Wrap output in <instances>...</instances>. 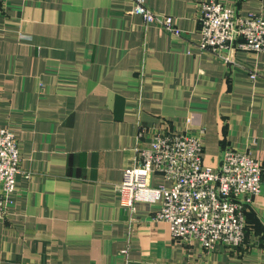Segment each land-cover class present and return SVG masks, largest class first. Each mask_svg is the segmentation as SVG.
<instances>
[{
	"label": "crops",
	"instance_id": "obj_1",
	"mask_svg": "<svg viewBox=\"0 0 264 264\" xmlns=\"http://www.w3.org/2000/svg\"><path fill=\"white\" fill-rule=\"evenodd\" d=\"M206 1L147 0L178 19L181 38L145 23L134 0L0 3V127L22 157L0 218V264H264V170L234 250L176 238L156 219L161 201L133 208L118 195L142 124L195 134L194 116L207 166L229 146L264 168V52L225 49L227 63L199 50ZM217 1L264 16V0ZM151 184L170 187L158 173Z\"/></svg>",
	"mask_w": 264,
	"mask_h": 264
},
{
	"label": "built area",
	"instance_id": "obj_2",
	"mask_svg": "<svg viewBox=\"0 0 264 264\" xmlns=\"http://www.w3.org/2000/svg\"><path fill=\"white\" fill-rule=\"evenodd\" d=\"M134 1L132 12L145 23L183 37L185 33L175 16L155 12L147 0ZM0 3L5 9L7 0ZM198 21L199 50L211 49L227 63L232 62V57L223 54L225 49L264 52L263 15L243 16L235 8L209 0L202 3ZM258 76L256 71L250 73L252 79ZM188 124L195 134L177 130L151 132L147 125L140 126L139 154L134 166L124 170V179L117 186L120 201L133 208L140 201H161L156 219L166 221L174 237L196 240L206 250L216 244L238 249L245 240L246 208L262 190L264 168L249 151L229 146L222 149L216 168L207 166L201 119L191 116ZM147 133L150 137L144 141ZM144 142L147 144L140 146ZM21 160L15 134L0 127V218L8 215L9 195L15 190ZM153 173L162 175L170 187L152 185Z\"/></svg>",
	"mask_w": 264,
	"mask_h": 264
}]
</instances>
